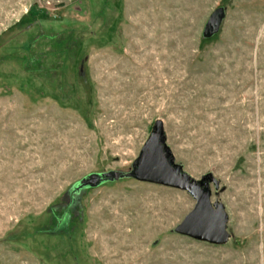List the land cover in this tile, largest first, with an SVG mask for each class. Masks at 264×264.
Wrapping results in <instances>:
<instances>
[{
    "label": "rangeland",
    "instance_id": "obj_1",
    "mask_svg": "<svg viewBox=\"0 0 264 264\" xmlns=\"http://www.w3.org/2000/svg\"><path fill=\"white\" fill-rule=\"evenodd\" d=\"M158 120L226 243L130 175ZM0 264H264V0H0Z\"/></svg>",
    "mask_w": 264,
    "mask_h": 264
},
{
    "label": "water",
    "instance_id": "obj_2",
    "mask_svg": "<svg viewBox=\"0 0 264 264\" xmlns=\"http://www.w3.org/2000/svg\"><path fill=\"white\" fill-rule=\"evenodd\" d=\"M225 13L223 8H218L211 14L203 31L205 38H211L220 31ZM130 175L141 181L186 190L196 198L194 209L176 228L178 233L213 244H223L229 240L230 233L227 229L229 216L225 205L220 201L213 203L211 200L210 185L211 183L218 185V181L212 174L196 180L184 172L181 165L175 163V157L167 145L164 124L161 120L156 121L153 132L144 144ZM102 180L101 176L92 175L83 179L79 187L96 186Z\"/></svg>",
    "mask_w": 264,
    "mask_h": 264
}]
</instances>
